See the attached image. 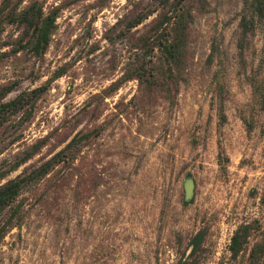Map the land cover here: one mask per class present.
Wrapping results in <instances>:
<instances>
[{"label":"rangeland","instance_id":"rangeland-1","mask_svg":"<svg viewBox=\"0 0 264 264\" xmlns=\"http://www.w3.org/2000/svg\"><path fill=\"white\" fill-rule=\"evenodd\" d=\"M0 8V105L19 99L0 115V188L22 184L0 211V264H264V13L252 0ZM37 10L55 19L41 55ZM181 12L169 64L161 44Z\"/></svg>","mask_w":264,"mask_h":264},{"label":"trees","instance_id":"trees-1","mask_svg":"<svg viewBox=\"0 0 264 264\" xmlns=\"http://www.w3.org/2000/svg\"><path fill=\"white\" fill-rule=\"evenodd\" d=\"M9 1V0H6ZM168 2V0H166ZM179 4V2H178ZM253 10L260 16L264 13V0H252ZM4 10L0 8V17L2 16ZM176 20L173 27V38L169 43L165 41V43L161 44V52L164 54L166 62L171 63L175 57H177L179 53V47L182 43V36L184 31L188 26V21H186L185 15L181 12L177 14ZM190 18V15H188ZM167 21V19H166ZM2 19L0 18V26ZM55 19L48 16L43 17L41 10H37L34 14L31 15L29 19V25L33 28V33L35 37V42L33 46V50L37 55H41L48 47L50 42L51 31L54 28ZM1 59V56H0ZM19 103V99L12 101L6 105H0V115L8 108L15 107ZM73 141L68 145L71 146ZM3 174H0V178ZM22 184L19 181L9 182L2 188H0V211L8 204H10L17 196L19 190L21 189ZM2 235L0 234V238ZM239 235L235 234L232 238L231 252L232 255L235 256L238 252V238Z\"/></svg>","mask_w":264,"mask_h":264},{"label":"water","instance_id":"water-1","mask_svg":"<svg viewBox=\"0 0 264 264\" xmlns=\"http://www.w3.org/2000/svg\"><path fill=\"white\" fill-rule=\"evenodd\" d=\"M193 193V183L191 180H187L185 183V199L186 201L191 200Z\"/></svg>","mask_w":264,"mask_h":264}]
</instances>
